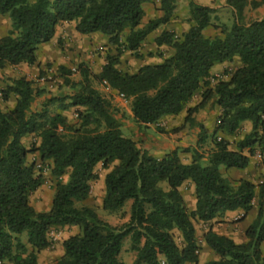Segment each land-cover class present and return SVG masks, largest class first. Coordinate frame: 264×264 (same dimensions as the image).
<instances>
[{"label":"trees","instance_id":"trees-1","mask_svg":"<svg viewBox=\"0 0 264 264\" xmlns=\"http://www.w3.org/2000/svg\"><path fill=\"white\" fill-rule=\"evenodd\" d=\"M145 1L149 0H0V14L10 20L7 33L0 36V68L34 64L38 45L54 36L61 21H73L80 34L100 32L116 49V54L107 55L99 73L80 63L77 81L65 77L69 69L58 67L71 88L67 101L59 99L58 108L81 107L74 123L59 112L50 114V99L33 110L43 91L30 79L11 78L0 87L2 101L15 99L11 108L0 106V264H37L39 251L50 244V229L61 226H77L79 231L62 241L63 252L51 264H125L118 254L128 236L135 253L131 264H197L194 221H208L228 210L246 213L256 197L257 212L244 230L243 242L211 228L204 233V242L217 255L204 264H264V183L245 178L231 182L221 168H246L254 150L264 167V17L244 21L243 13L245 6L253 8L261 1L227 0L231 24L215 25L221 36H205L220 8L190 0L187 31L181 37L163 31L155 38L157 45L170 46L173 54L134 73L123 72L116 67L122 49L139 57L138 48L147 34L167 22L175 6V0H161L163 15L139 26ZM234 56L240 66L227 79L209 85L211 68L232 62ZM103 80L129 101L139 125L177 114L205 87L200 101L186 108L184 118L194 124L191 114L208 100L220 107L210 133L213 148L205 160L195 148L189 162L180 159L177 149L161 157L150 154L122 132L115 119L118 109L94 87ZM245 120L251 124L250 132L236 142V149H230L225 135H233ZM29 134L37 138L31 147L21 141ZM30 152H37L42 162L48 160L56 178L51 205L44 211L36 210L29 200L44 182L28 162ZM97 165L106 169L102 208L116 212L130 201L128 220L119 226L100 218L89 205H76L89 196ZM185 181L194 185L193 210L179 190Z\"/></svg>","mask_w":264,"mask_h":264},{"label":"crops","instance_id":"crops-1","mask_svg":"<svg viewBox=\"0 0 264 264\" xmlns=\"http://www.w3.org/2000/svg\"><path fill=\"white\" fill-rule=\"evenodd\" d=\"M189 1L190 0H175V6L168 21L158 25L154 30L147 34L141 43L140 47L138 48V53L140 56L137 57L132 51L122 49L121 53L119 54V62L116 64V67L123 72L134 73L143 65L158 64L169 58L173 54V49L166 44L157 45L155 43V38L163 31H172L177 37H181L182 33L187 31L189 22H187L185 18L188 15ZM193 1L215 8H220V10L228 9L226 2L227 0ZM256 1H261V3L253 8L249 5L245 6L243 13L250 10L254 13L253 18L264 17V0ZM141 7L143 10V15L139 26H143L149 20L163 15L161 0L145 1L142 3ZM7 20L9 23H6V28L8 29L10 28V20L8 17ZM71 22L73 21L59 22L56 25L54 36L49 41L38 45L36 50L37 61L34 64L22 62L17 65H6L3 68H0V77L2 78L1 72L4 73L9 71L12 77L14 76L13 78L23 76L30 80H37L39 71L44 70V63L47 60H55L59 66L64 67L83 63L92 73H99L103 64L106 62L107 55L116 54L115 47L109 44L108 38L100 32H92L89 34H80L76 32L74 29V22L71 30H66L65 27L67 26V23ZM57 42L61 43L60 48H55ZM226 66H230L229 68L233 69L237 68L240 66L239 58L234 56L232 62L223 61L221 63H216L211 68L210 74L216 72V70L219 68ZM78 75L79 77L77 76V78L80 79V73ZM210 79L212 80V77H210ZM4 86L5 83L0 79V87ZM94 87L98 89L102 95L107 97L111 101L112 105L118 109V113L115 114V119L120 124L122 132L130 136L143 147L147 148L150 154L156 157H161L166 152L177 149L180 159L183 162H189L191 150L193 148L198 150L199 146H203L210 151L213 148L210 133L214 129L217 119L220 115L221 110L219 106L205 104L196 112H193L191 114V118L194 119V124L192 125L189 124V121L184 120L186 108L193 106L200 101V89L193 94L190 101H188L185 107L177 114L163 115L159 118L157 123L139 125L132 117L129 101L122 99L115 89L110 88L106 84H101L99 86L97 83H94ZM7 101H2L0 99V106L2 107L1 103H5L8 104L6 109L11 108L15 101L14 96H11ZM78 108L81 107L73 106L66 110L58 108L56 112H59L65 116L71 123L76 120V110ZM241 126L245 128V131L242 134H238L239 131L234 133L238 134L237 141L243 138V136L251 130V124L247 120L242 121L240 127ZM158 127L161 130H158ZM27 136L28 135L23 136L21 141L24 142V139L27 138ZM225 137L229 140V148L236 149V145L234 146V144L231 143L232 141L230 138H232V135H225ZM247 151V148L242 150V152L245 154L248 153ZM253 157L255 156H250V159ZM221 168L224 170L223 167ZM249 168L250 166L244 169L227 168L226 173L224 174L227 176V172L228 174L236 173L239 174L238 178H245L249 180V178L246 176V172L249 170ZM261 170L264 171V167H262V165ZM184 184H187L188 186L185 187ZM179 190L184 198L187 208L189 210H193L195 207L193 183L190 181H185L179 187ZM256 212L257 197L253 201L252 208L246 213H244L241 209L233 211L228 210L222 214L216 215L214 218L208 221L197 220L199 225H202L203 227L201 237H196L197 244L199 246L197 264H204L208 260L217 259V255L206 245L203 239L204 233L209 228L218 234H222L231 238L235 242H243L245 240L244 230L253 220ZM261 251L264 253V242L261 244Z\"/></svg>","mask_w":264,"mask_h":264},{"label":"rangeland","instance_id":"rangeland-1","mask_svg":"<svg viewBox=\"0 0 264 264\" xmlns=\"http://www.w3.org/2000/svg\"><path fill=\"white\" fill-rule=\"evenodd\" d=\"M7 15L6 14H1L0 15V36L3 34H6L8 29L6 28V23H9L7 20ZM254 17V13L252 11L244 12V21H248L249 19H252ZM213 24L211 26H208L204 30V35L205 36H214L218 35L221 36L222 34L219 32V29L216 28L217 26L215 25H220L222 23H225L227 25H230L232 22L231 14L229 9H223L219 10L213 17ZM9 25V24H8ZM73 25V22L67 23V26L65 27L66 30H71ZM9 27V26H8ZM6 28V29H5ZM55 48H60L61 43L57 42L55 45ZM44 70H40L39 74L37 76V80L32 79L33 81V86L36 89L42 90L43 94L40 96H37L35 101L32 104L33 110H39L42 107V103L45 102L47 99H50L47 109L50 114H53L54 112L57 111L58 105L60 104L59 99L63 97L62 99L64 101H67L65 98V95L68 94L71 91V88L68 84H65L64 82V76L65 74H62L61 70L58 69L59 65L54 61L47 60L44 63ZM230 66L222 67L216 70V72L210 74L212 77V80L210 77L208 78L209 85H213L218 79H227L229 77V74L233 70V68H229ZM69 69V74H66L68 79L72 81H77L79 78V69L78 65L74 64L72 66L66 67ZM71 68H75V71H72ZM2 73V78L0 79L6 84V82L13 78L10 72H1ZM99 86L101 85L100 83ZM203 88H201V91ZM60 97V98H59ZM65 98V99H64ZM8 103V101H7ZM211 100H208L206 102V105H211ZM2 104L3 109H6L8 104ZM75 122V121H74ZM71 122V123H74ZM237 131H239L238 134H242L245 131V128L241 126ZM238 134H233L231 139V143L236 145L237 142V136ZM37 141L36 136L33 134H29L27 138L24 139V144L27 147H31L32 144ZM198 151L201 154V156L204 158L207 157V154L210 150L207 148H204L203 146L198 147ZM255 151H253V154L251 156H254ZM28 162H31L34 164V170L36 172H40L44 178L43 184L38 187L29 197L30 204L36 209L40 211L47 210L50 205H51V199H52V194H53V187L55 184V176L51 174L50 172V162L48 160L46 161H41L39 159V156L37 152H30L28 154ZM40 164V167H37V164ZM250 168L246 172V176L249 178L250 181H252L255 184L259 183H264V171L261 170V159L258 158H251L249 165ZM247 166V167H248ZM225 170V171H224ZM222 169L223 175L225 176L224 173H226V169ZM106 169L101 167L100 165H97L95 167V172L97 174V179L92 181V188L89 196L87 199L82 201L81 203H76V205H81V204H86L91 207H93L98 214L100 218L103 220L109 222L112 225H121L123 222L128 220L129 216V206H130V201L126 202V204L116 212H108L104 210L101 206L102 203V197L104 194V189H103V176L105 173ZM231 182H235L239 174L233 173V174H228L226 176ZM67 179V173L62 176V180L65 181ZM185 187H187V184H184ZM194 226H195V231H196V237L200 238L201 233L203 231L202 225H199L197 221H194ZM79 231L77 226H61V227H55L51 228L49 233H48V238L50 241V244L48 247L45 249H42L39 251L37 255V264H51L54 260H56L63 252V247H62V241L67 238L69 235H72L74 233H77ZM174 238L175 241L178 245H181V238L178 234L177 231H174ZM22 241H25V236L21 235ZM131 241L130 237H126L123 241L122 248L118 254V258L123 261L125 264H131L135 253L134 251L131 250L130 248ZM6 264H12L11 262H6Z\"/></svg>","mask_w":264,"mask_h":264},{"label":"built area","instance_id":"built-area-1","mask_svg":"<svg viewBox=\"0 0 264 264\" xmlns=\"http://www.w3.org/2000/svg\"><path fill=\"white\" fill-rule=\"evenodd\" d=\"M71 70H72V71H75V68H71ZM102 83H103V84H106V81L103 80ZM119 96H120L122 99H125V98L123 97V94L119 93ZM254 156H255V158H258V159L261 158L260 153H259L258 150L255 152ZM37 167H40V164H39V163L37 164Z\"/></svg>","mask_w":264,"mask_h":264},{"label":"water","instance_id":"water-1","mask_svg":"<svg viewBox=\"0 0 264 264\" xmlns=\"http://www.w3.org/2000/svg\"><path fill=\"white\" fill-rule=\"evenodd\" d=\"M258 19H261V18H258Z\"/></svg>","mask_w":264,"mask_h":264}]
</instances>
